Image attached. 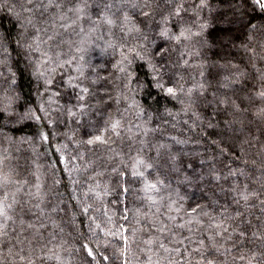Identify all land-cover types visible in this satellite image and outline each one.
<instances>
[{
  "label": "trees",
  "instance_id": "trees-1",
  "mask_svg": "<svg viewBox=\"0 0 264 264\" xmlns=\"http://www.w3.org/2000/svg\"><path fill=\"white\" fill-rule=\"evenodd\" d=\"M57 4L0 0V264H264V9Z\"/></svg>",
  "mask_w": 264,
  "mask_h": 264
},
{
  "label": "snow or ice",
  "instance_id": "snow-or-ice-1",
  "mask_svg": "<svg viewBox=\"0 0 264 264\" xmlns=\"http://www.w3.org/2000/svg\"><path fill=\"white\" fill-rule=\"evenodd\" d=\"M86 2V0H85ZM24 3L25 4H28V5H32V4H35L36 5V8H24L23 10L26 11V12H33L35 10H41L42 14L44 12H47L48 10V6H51V5H57V0H24ZM254 3L256 5L259 6L260 9H264V0H254ZM73 9H69V11H72ZM75 11L77 12H81L83 11L82 8H77L75 9ZM59 19L61 21L65 20V16L61 15L59 16ZM107 23L109 24H112L114 23V21L112 20H106ZM71 25H68V27H70ZM61 27H64L63 24H61ZM253 27H255V25H253ZM47 29H45L46 31ZM49 39H54L53 36H50ZM86 91V89H85ZM168 92L169 93H172L173 92V89L169 88L168 89ZM262 96H264V93H261ZM119 122L117 121V124ZM117 124H114L113 125V129H115L117 127ZM119 133H117L118 135ZM96 139L99 141L101 140V138L99 136L96 137ZM93 141L89 140L88 143H92ZM143 160H140L138 161V164H143ZM148 167H151V165H148ZM10 169L8 171L5 170V165H4V159H0V237L6 235L7 233L4 231V229L6 228L7 226V223L8 221L12 220L13 217L12 215L10 214L11 212L14 211V205H16L17 203H19V201L16 199L15 197V194L14 193H9V191L7 190L8 189V186L9 185H14L17 183V181H15L11 175H10ZM136 175H143L142 172H137L135 173ZM17 192L21 191V189L18 187L16 189ZM124 191L126 192L127 189L125 188ZM144 191L145 193H149V192H152V191H158L157 189V185L155 183H149V184H146L145 188H144ZM10 196H11V199H10ZM148 199L152 200L153 204L156 203V201L151 197V196H148L147 197ZM242 198L244 200H247L248 197L247 196H242ZM262 203H264V201H262ZM21 223H23L21 221ZM28 227H33V225H28ZM182 227V225H181ZM225 231H227V228H225ZM241 235H243V233H241ZM256 233H253V236L256 237ZM180 243H183V241H180ZM161 247H164L163 244L160 245ZM167 251V249H165ZM21 251H23V249H21ZM89 256L92 255L91 253V250H89L88 252ZM243 258V257H241ZM209 264H211V262H209Z\"/></svg>",
  "mask_w": 264,
  "mask_h": 264
}]
</instances>
